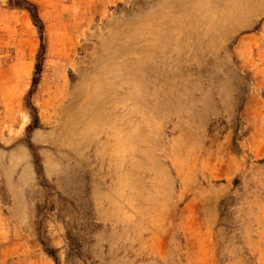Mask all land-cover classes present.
Returning <instances> with one entry per match:
<instances>
[{"label":"rangeland","instance_id":"rangeland-1","mask_svg":"<svg viewBox=\"0 0 264 264\" xmlns=\"http://www.w3.org/2000/svg\"><path fill=\"white\" fill-rule=\"evenodd\" d=\"M0 264H264V0H0Z\"/></svg>","mask_w":264,"mask_h":264}]
</instances>
